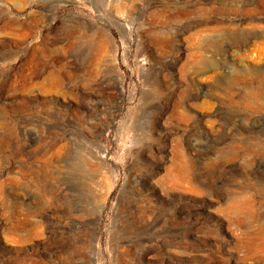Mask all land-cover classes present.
<instances>
[{"label":"rangeland","instance_id":"rangeland-1","mask_svg":"<svg viewBox=\"0 0 264 264\" xmlns=\"http://www.w3.org/2000/svg\"><path fill=\"white\" fill-rule=\"evenodd\" d=\"M0 264H264V0H0Z\"/></svg>","mask_w":264,"mask_h":264}]
</instances>
